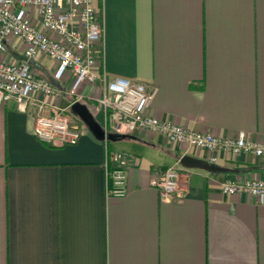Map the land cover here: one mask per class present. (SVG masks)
<instances>
[{"label": "crops", "instance_id": "crops-1", "mask_svg": "<svg viewBox=\"0 0 264 264\" xmlns=\"http://www.w3.org/2000/svg\"><path fill=\"white\" fill-rule=\"evenodd\" d=\"M94 3L104 71L156 89L149 114L264 142V0ZM28 18L41 27L34 11ZM6 45V59H25L17 40ZM30 64L59 86L56 61L38 55ZM68 78L60 98L35 92L25 108L14 99L0 107V264H264V202L222 190L227 181L264 180V157L217 153L212 163L211 152L148 130L102 141L82 128L76 144L48 145L35 121L58 108L74 116ZM79 92L98 95L90 85ZM184 155L227 170L185 167ZM121 157L127 193L114 196L105 165ZM176 164L180 188L168 197L151 181Z\"/></svg>", "mask_w": 264, "mask_h": 264}, {"label": "built area", "instance_id": "built-area-1", "mask_svg": "<svg viewBox=\"0 0 264 264\" xmlns=\"http://www.w3.org/2000/svg\"><path fill=\"white\" fill-rule=\"evenodd\" d=\"M31 10L40 17L41 27L29 20ZM8 40L21 44L24 60L6 59ZM103 42V16L94 0H0V107L14 99L20 108H25L35 92L60 98L64 93L60 85L66 84L72 75L68 92L77 96L68 110L72 111L75 102L83 103L106 135H130L148 130L171 142L211 152L212 163L216 162L217 153L264 157V142L248 138L245 132L224 138L149 114L156 89L121 77L109 79L101 58ZM38 55L57 62L53 77L59 86L34 72L30 61ZM82 85L96 87L98 95L86 98L79 92ZM44 105L41 102L39 107L42 109ZM83 123L79 116L71 117L66 109L58 108L49 115L37 116L34 132L51 146L76 144L81 138ZM127 160L121 157L114 167L105 165L110 195L127 193ZM180 183L179 164L167 167L151 181L168 197L178 193ZM222 190L226 194L248 193L264 202V180L261 179L227 181L222 184Z\"/></svg>", "mask_w": 264, "mask_h": 264}, {"label": "water", "instance_id": "water-1", "mask_svg": "<svg viewBox=\"0 0 264 264\" xmlns=\"http://www.w3.org/2000/svg\"><path fill=\"white\" fill-rule=\"evenodd\" d=\"M72 112L79 116L82 121L89 127L91 132L95 135V137L99 140L105 141H116L118 139H124L129 137L127 134H115L109 133L106 135L105 131L101 127V125L96 121L92 113L88 110L86 105L80 102H75L72 105ZM181 164L185 167L189 168H200L205 169L211 172H218V171H226L227 169L217 166L215 164H211L209 161L199 159L193 157L191 155H184L181 158Z\"/></svg>", "mask_w": 264, "mask_h": 264}, {"label": "rangeland", "instance_id": "rangeland-1", "mask_svg": "<svg viewBox=\"0 0 264 264\" xmlns=\"http://www.w3.org/2000/svg\"><path fill=\"white\" fill-rule=\"evenodd\" d=\"M72 115H75V114H73V112H70ZM83 129H86V130H88V131H90V129H89V127L85 124V123H83ZM91 132V131H90Z\"/></svg>", "mask_w": 264, "mask_h": 264}]
</instances>
